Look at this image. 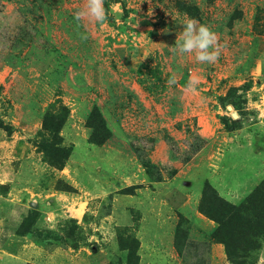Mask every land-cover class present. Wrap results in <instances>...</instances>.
<instances>
[{
  "label": "rangeland",
  "instance_id": "rangeland-1",
  "mask_svg": "<svg viewBox=\"0 0 264 264\" xmlns=\"http://www.w3.org/2000/svg\"><path fill=\"white\" fill-rule=\"evenodd\" d=\"M83 3L0 0V42L13 32L0 68V264H184L191 234L217 242L202 209L226 218L224 202L240 206L264 180V0H105L87 40L74 19ZM188 18L222 50L238 43L236 69L218 70L233 82L216 103L228 114L213 118L215 147L236 130L238 142L165 171L154 149L161 132L175 143L172 124L151 103L170 96L164 56ZM260 240L235 259L264 264ZM220 245L211 264H235Z\"/></svg>",
  "mask_w": 264,
  "mask_h": 264
},
{
  "label": "crops",
  "instance_id": "crops-1",
  "mask_svg": "<svg viewBox=\"0 0 264 264\" xmlns=\"http://www.w3.org/2000/svg\"><path fill=\"white\" fill-rule=\"evenodd\" d=\"M5 13L6 12H4V14H0V17L3 15L7 17ZM9 33V36L7 34L2 36L4 41L0 42V68L3 70H6L9 67L7 64L9 49L7 47L11 42L9 38L12 37L13 32ZM230 34L232 37L240 38V33L235 29L231 28ZM242 39H245V37H242ZM237 44H234V41H232L231 44L228 43V48L222 50L224 53L222 56V63H216L212 72L211 69H206V67H203L201 64L198 68L195 67V59L192 55H180L178 53L174 55L173 52H170V57L164 56V60L170 62V68H167L164 71V76L168 74V76H166L165 83L167 85V81L170 78H174L176 82L169 85L168 91L170 90V96L165 99L166 102H164L162 110H159L161 109V105H157V100L152 101L151 105L158 109V115L160 118H166L169 115L170 118L168 119L171 120L172 124V128L168 127L166 131L168 132L169 129L172 131V133L170 134L169 132V134L170 137H174L172 141H175V143L171 142L169 144L164 135L162 136L163 133L161 132V135L159 136L160 139L155 143L154 149V155L157 159L155 161L157 163H163L162 168L165 167V171L172 168L176 170L175 168L187 166L191 160L196 157L201 155L206 157L207 154L210 155L209 151L212 150L214 155L216 153L222 154L221 150H226L228 148L232 149V147L236 144V141L238 142V136L236 133L239 131L236 130L233 140L231 137L228 138L230 143L228 144V148L227 144L222 145L224 149L221 146L215 147L214 145L217 141H223L225 138L219 140L220 137H223L224 131H215V124L213 122V118L216 117V114L221 112L228 114L227 111L224 112V109L216 106V103L218 95L223 93V89H225V87L229 88L233 82L232 79H228L227 84V74L222 76L218 73V70H221L223 65L228 64L229 77L231 75V69H236L239 63L235 55V53L238 52ZM168 48V46H164V49ZM172 65H174V67H172ZM190 79H198L199 81L195 90L189 89L188 87ZM150 99L152 100L151 97ZM210 101H212V103ZM159 102L161 103V99H159ZM230 107L231 106L228 105V108ZM233 113L234 112H232V114ZM172 117L175 119H172ZM174 123H180L178 125L180 128H175ZM174 130L178 133L173 134ZM208 133H213V136L216 138L213 137V139H211V137H207ZM206 140L209 141L207 142ZM184 204H186V202ZM182 209L184 210V206H182ZM186 214H188V212ZM194 226L198 227L196 225ZM220 244L221 243L219 242H212L210 236L208 237V234H203L201 237H194L191 234V236H189L186 240L185 249L182 253L184 264H211L215 261L217 254L221 252ZM201 249L202 251H200Z\"/></svg>",
  "mask_w": 264,
  "mask_h": 264
},
{
  "label": "trees",
  "instance_id": "trees-1",
  "mask_svg": "<svg viewBox=\"0 0 264 264\" xmlns=\"http://www.w3.org/2000/svg\"><path fill=\"white\" fill-rule=\"evenodd\" d=\"M177 3L183 7L184 0H177ZM224 204L228 206V209H225L227 219L202 209L203 213L220 225L216 234L213 235L217 242L225 244L228 255L235 264H254L255 261L244 262L235 258L248 257L250 252L260 249V238L264 236V180L240 206L228 202ZM229 236H235L238 239L231 244ZM239 250L242 254L238 253Z\"/></svg>",
  "mask_w": 264,
  "mask_h": 264
},
{
  "label": "clouds",
  "instance_id": "clouds-1",
  "mask_svg": "<svg viewBox=\"0 0 264 264\" xmlns=\"http://www.w3.org/2000/svg\"><path fill=\"white\" fill-rule=\"evenodd\" d=\"M105 0H84L83 6L74 12V19L78 27H83L84 32H78L81 40L89 38L88 27L92 24H103L108 19V13L104 6ZM173 54L192 55L197 63L215 64L222 51V45L218 34L208 25L201 24L196 18H188L183 22L182 31L176 39V45L170 48ZM174 78H170L168 85L174 84ZM198 79H190L189 89L195 90Z\"/></svg>",
  "mask_w": 264,
  "mask_h": 264
},
{
  "label": "water",
  "instance_id": "water-1",
  "mask_svg": "<svg viewBox=\"0 0 264 264\" xmlns=\"http://www.w3.org/2000/svg\"><path fill=\"white\" fill-rule=\"evenodd\" d=\"M233 115L237 118L238 117V113L234 112Z\"/></svg>",
  "mask_w": 264,
  "mask_h": 264
},
{
  "label": "built area",
  "instance_id": "built-area-1",
  "mask_svg": "<svg viewBox=\"0 0 264 264\" xmlns=\"http://www.w3.org/2000/svg\"><path fill=\"white\" fill-rule=\"evenodd\" d=\"M146 145V141H145V143L143 144V146H145ZM149 146V144L147 145V147ZM193 149V148H192Z\"/></svg>",
  "mask_w": 264,
  "mask_h": 264
}]
</instances>
